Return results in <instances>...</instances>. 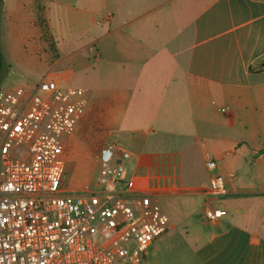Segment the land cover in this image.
<instances>
[{
	"label": "crops",
	"instance_id": "crops-1",
	"mask_svg": "<svg viewBox=\"0 0 264 264\" xmlns=\"http://www.w3.org/2000/svg\"><path fill=\"white\" fill-rule=\"evenodd\" d=\"M22 2L5 4V18L25 21ZM42 3L57 43L58 68L62 47L82 44L75 53L94 48L97 64L89 69L116 85L109 88L119 100L114 122L124 125L120 132L131 141L130 149H121L131 160L151 161L158 154L167 170L173 169L153 194L183 199L189 210L195 205L183 218L192 231L187 240L195 264H264V153L259 154L264 148V0ZM6 32L3 54L13 68L7 50L15 54L28 47L34 54L35 49L28 29ZM63 76L60 80L69 81ZM171 151H176L174 160ZM209 160L217 162L227 190L215 203L227 211L217 223L207 222L202 213ZM129 162L127 177L138 188ZM170 223L151 249L168 246L176 229Z\"/></svg>",
	"mask_w": 264,
	"mask_h": 264
},
{
	"label": "built area",
	"instance_id": "built-area-1",
	"mask_svg": "<svg viewBox=\"0 0 264 264\" xmlns=\"http://www.w3.org/2000/svg\"><path fill=\"white\" fill-rule=\"evenodd\" d=\"M53 75L33 86L0 89V264H148L153 243L170 221L156 194L127 177L131 154L100 151V189L63 188L65 147L92 92ZM202 213L217 223L227 211L215 160Z\"/></svg>",
	"mask_w": 264,
	"mask_h": 264
},
{
	"label": "rangeland",
	"instance_id": "rangeland-1",
	"mask_svg": "<svg viewBox=\"0 0 264 264\" xmlns=\"http://www.w3.org/2000/svg\"><path fill=\"white\" fill-rule=\"evenodd\" d=\"M32 1L34 6L31 5V2L28 6L29 0H23L22 2L24 5L23 16L26 17L25 21L7 19L3 10L1 16L2 44L5 47L7 46V30L26 28L30 34V44L34 46L35 51L32 54L31 49L26 47L23 51L20 49L21 52L10 54L7 50V62H10L13 68L9 66L3 73L0 89L33 86L49 75H58L59 79L60 76L66 75L70 79L64 83V86L86 88L92 92L84 115L74 134L68 138L66 143L64 153L66 176L62 183L65 190L78 194L99 190L102 170L101 149L115 145L130 149L129 145L131 143L120 132L124 125L114 122L115 112L118 110L115 105L119 100L115 101L110 96L109 88L116 85H108L109 77L103 72L97 74L98 71L94 73L89 69V67H95L97 64L94 58V48H90L86 52L79 51L75 53L82 44L78 45V48L70 45L62 47V50H60L62 65L58 68L57 43L51 36L45 22L42 0ZM5 4L9 5L10 0L7 3L4 1V6ZM11 11L12 13L15 12V6L11 7ZM43 61L47 64L46 67L40 68L35 64V62L40 63ZM12 69L14 71H11ZM10 71L14 72V75L9 76L8 72ZM114 79L115 77L112 78V80ZM117 82L114 81L113 84ZM102 89L104 91L101 92ZM170 145H173V143L171 142ZM171 153L174 160L176 151H171ZM140 159L133 156L128 164L134 175L132 183L138 185V188H134L144 193H155L154 189L160 188L168 180V177H171L173 169L168 168L167 170L163 159L158 154L152 155L151 161H143V157ZM249 168L253 172L256 171L257 174L261 173V170L255 164H250ZM158 199H160V208L170 218V222L176 225V229L171 234L168 246L164 248L161 246L156 250L150 249L148 264H195V256L187 240L191 237L192 231L189 229V223L183 221L188 213L194 211L195 205H192L189 210L186 205L182 204L183 199L161 197L160 194Z\"/></svg>",
	"mask_w": 264,
	"mask_h": 264
},
{
	"label": "trees",
	"instance_id": "trees-1",
	"mask_svg": "<svg viewBox=\"0 0 264 264\" xmlns=\"http://www.w3.org/2000/svg\"><path fill=\"white\" fill-rule=\"evenodd\" d=\"M4 1L0 0V82L2 81V75L7 70L8 66L5 63V58L3 54V48H2V40H1V16L4 9ZM264 153V148L259 152V154Z\"/></svg>",
	"mask_w": 264,
	"mask_h": 264
}]
</instances>
